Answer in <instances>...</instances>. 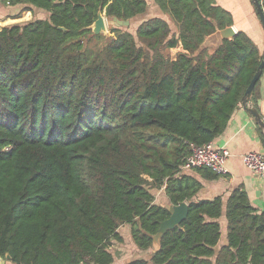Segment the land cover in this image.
<instances>
[{
	"label": "trees",
	"instance_id": "1",
	"mask_svg": "<svg viewBox=\"0 0 264 264\" xmlns=\"http://www.w3.org/2000/svg\"><path fill=\"white\" fill-rule=\"evenodd\" d=\"M153 1L176 31L160 16L129 31L146 0H0L48 13L0 29V257L112 264L128 224L151 253L126 264H264V211L242 187L224 207L220 195L197 199L201 184L181 169L192 144L225 130L264 48L243 31L205 47L233 21L215 0ZM99 9L130 23L94 34ZM91 39L108 41L99 49ZM160 188L188 210L153 249L169 216L155 202ZM223 210L227 243L217 248Z\"/></svg>",
	"mask_w": 264,
	"mask_h": 264
},
{
	"label": "crops",
	"instance_id": "2",
	"mask_svg": "<svg viewBox=\"0 0 264 264\" xmlns=\"http://www.w3.org/2000/svg\"><path fill=\"white\" fill-rule=\"evenodd\" d=\"M148 1L149 15L160 16L169 20L168 16L159 8V6L153 0ZM217 5L221 6L227 10L232 17L233 28L236 32H245L257 45L259 50L264 48V28L260 23L259 17L255 10V7L251 0H215ZM147 10V9H146ZM19 6H6L0 2V21L13 20L20 17ZM25 11H32L26 9ZM34 12H39L41 10L35 9ZM44 18L48 15L47 12H43ZM18 15V16H17ZM140 16L138 19L143 18ZM32 19V18H31ZM20 22V21H17ZM13 22V23H17ZM10 23V24H13ZM8 24V25H10ZM0 25V29L4 26ZM174 31L177 30L173 21L171 22ZM208 45V44H207ZM213 49V45L207 46ZM182 51L181 44L179 43L176 47L170 48L169 54L172 58L175 57L176 53ZM253 105L257 108L262 119L264 120V68L262 74L259 78L254 99H252ZM211 143L217 148L226 149L229 153L226 159V173L221 175H203L197 169L183 171L185 174L195 178L201 187L196 193L197 199H211L217 195L222 196L223 207L227 201L228 196L231 191L236 187H242L248 197L250 204L255 207L258 211H264V176H258L253 173L249 168H247L242 161V155L248 151H259L264 154V141L262 138V133L257 123L254 121L253 117L249 115L245 109L240 105L234 110L231 118L225 128V130L218 135ZM161 198L158 201L156 197ZM155 202L166 206L169 204V200L164 192L163 188L154 190ZM220 224V240L217 245L219 248L227 243V219L225 217V212L219 218ZM120 229L123 230L120 231ZM123 240L127 239L134 245L133 250L137 253L134 257H129L124 264L135 258H148L151 250H140L133 243L130 233V226L128 224H123L118 228ZM123 242V241H122ZM120 242V243H122ZM118 243V242H117ZM113 246V245H112ZM154 249V248H153ZM112 250V249H111ZM140 252H149L146 257ZM116 259V258H115ZM115 259L112 264H114ZM0 264H13L9 259L0 257Z\"/></svg>",
	"mask_w": 264,
	"mask_h": 264
},
{
	"label": "water",
	"instance_id": "3",
	"mask_svg": "<svg viewBox=\"0 0 264 264\" xmlns=\"http://www.w3.org/2000/svg\"><path fill=\"white\" fill-rule=\"evenodd\" d=\"M251 1L256 9L260 23L264 28V11L261 5V1L260 0H251ZM129 23H130L129 19L123 20L115 16H112L110 18L105 17L104 11L99 9L96 20L88 27L91 29V31L94 34L101 33L106 35L105 32L107 31V28L109 26H128ZM235 34L236 31L231 25L226 26L223 29H216L212 34L208 35L205 38L203 45L205 47H207L208 45H213L215 48L220 43L221 40L231 38ZM263 68H264V52L261 61L259 62L252 78L250 79L240 99V105L245 109V111L249 115L253 117L254 121L257 123L262 134L264 135V120L262 119L257 108L252 103V93L256 82L259 80L262 74ZM165 207L169 211V216L160 223L157 233L152 236V243H153L152 245L154 249H157L159 247L160 239L162 235L168 229L174 228L175 226L179 225L180 222L186 217L188 210V204L185 201L180 202L179 204L169 203ZM6 258L9 259V255H6Z\"/></svg>",
	"mask_w": 264,
	"mask_h": 264
},
{
	"label": "built area",
	"instance_id": "4",
	"mask_svg": "<svg viewBox=\"0 0 264 264\" xmlns=\"http://www.w3.org/2000/svg\"><path fill=\"white\" fill-rule=\"evenodd\" d=\"M261 1V0H260ZM226 149L217 148L211 142L203 145H191V150L181 166L182 171L206 168L221 175L226 173ZM243 164L258 176H264V154L259 151H248L242 155Z\"/></svg>",
	"mask_w": 264,
	"mask_h": 264
},
{
	"label": "rangeland",
	"instance_id": "5",
	"mask_svg": "<svg viewBox=\"0 0 264 264\" xmlns=\"http://www.w3.org/2000/svg\"><path fill=\"white\" fill-rule=\"evenodd\" d=\"M147 6H148V1H147ZM149 12L150 11L147 8V10L145 12H143L141 14V16L142 17H146V16L149 15ZM41 14H42V17H43L44 13L41 12ZM41 14L39 12H33V11L30 12V11H25L24 10V11H21L20 17H18L16 19H13V20H5L3 22L0 21V25H8L10 23L17 22V21L29 20V19L34 18V17H39V16H41ZM166 15L168 16V18L171 21H173L168 14H166ZM131 22H132V24L130 25V27L128 29H129L130 32H134L133 28L140 22V20L138 18L137 19H132ZM105 33H106V35H105L106 39H107V37L109 38V37L114 35V31H112L111 29H108V28H107V31ZM106 39H102V40L91 39L90 41L87 42V44L91 45V46L96 45L94 47L98 46V48L101 49V47H103L104 44L108 41ZM156 199L158 201H161V198H159L158 196L156 197ZM120 231L123 232L122 229H120ZM133 248H134V245L132 244V242H130L127 239L126 240L124 239L122 243L114 242L113 246H111L112 251L116 252V259H115L114 264H124L129 257L136 256L137 253L133 250ZM139 253L142 254L145 257L147 255H149V252H146V253L143 252L142 253V252L139 251Z\"/></svg>",
	"mask_w": 264,
	"mask_h": 264
}]
</instances>
